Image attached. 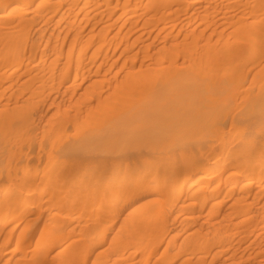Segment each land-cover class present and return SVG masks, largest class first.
<instances>
[{
    "label": "bare ground",
    "instance_id": "6f19581e",
    "mask_svg": "<svg viewBox=\"0 0 264 264\" xmlns=\"http://www.w3.org/2000/svg\"><path fill=\"white\" fill-rule=\"evenodd\" d=\"M240 1L242 6L229 12L228 21L225 22L222 20L225 13L232 8L231 0L224 12L221 9V0L207 5L203 4L204 0H0V68L6 67L7 63H27L26 70L35 62L43 68H46L49 62H52L54 67L64 63L63 74L67 77L73 65L74 74L78 75L87 67L88 62L156 60L170 63L168 67L175 78L173 81L156 87L152 90L151 97L125 109L122 112L124 114L120 115L121 123L115 124L107 135L99 134L94 138L89 136L81 141L75 140L64 150L70 152L81 149L87 146L84 144L112 135V141L119 145V152H122L128 161H136L145 153L159 154L177 139L192 142L197 136L203 135L202 138H206L205 145L198 146L197 152L192 151V157L187 160L181 173L174 170L171 177L166 178L156 173L154 185H150L147 175H140L126 179L120 188L116 184L111 186L115 192L120 193L121 198L130 194L132 189L138 190L133 199L151 193L170 194L171 197L164 201L173 200V204L185 201V204L189 200L188 206L194 210L196 207L206 206L203 199L207 196L215 198L223 194L222 202L213 204L214 208L217 205L223 207V204L235 199L240 201L232 203L227 208L230 211L215 218L207 229L202 225L198 226V220L189 214L180 223L181 230L185 231L186 235L168 237L162 234L156 244L161 249L162 242L167 241L161 251V256H166V264L181 259L186 263H193L194 257L206 261L211 254L219 256L226 250L233 252L232 255L241 253L242 257L255 250L259 254L264 253V235L258 233L262 231L264 234V203L243 202L249 195L264 192L263 189L253 188L254 184L264 183V156H254L256 162L249 172L238 174L237 178L232 179L224 177V171L238 166L240 157L244 158L241 163L251 159H246L244 151L236 144L229 148L226 156L215 158L218 149L223 151L229 142V139L225 138L216 139L224 133L226 122L232 127L242 124L244 128L240 134L244 136L255 118L264 116V90L248 96L249 108L239 114L227 115L221 101L210 92L228 87L236 80L234 73L227 78L226 83L222 79L202 82L188 72L190 66H196L198 69L190 71L203 75L202 69L209 66L213 59L219 58V55L212 56L209 48L203 44L209 29L229 26L233 28V32L242 31L246 36L264 33V0ZM143 7L144 13H136L138 10L141 12ZM150 10L152 14H149ZM218 13L220 15L217 18ZM171 15L180 22L169 20ZM250 16H253V19H250ZM177 27L180 28L178 34L184 32V40H188L184 48H174L172 44L164 47L163 53H160V48L157 47L159 40L173 42L176 38L174 30ZM191 41H194L198 53L194 54L192 51ZM226 55V59L234 63L239 53L233 51ZM180 58L183 60L178 64ZM184 65L188 66L187 70L180 67ZM7 70L8 68L3 75ZM23 87L32 92L37 89L27 86L26 82L22 84L21 88ZM204 91L209 92L207 96L203 95ZM208 96L212 98V106L203 103ZM222 115L223 121L213 122L214 118ZM215 124L219 125L214 126ZM262 129L256 133L254 139L245 140L246 150L252 147L264 148V127ZM234 137L236 136L230 138ZM183 152L185 153L184 149L181 153ZM202 162L211 163L213 167H204ZM130 163L127 162L128 165ZM259 168L263 174L256 176L255 170ZM19 169L18 167L7 171L9 182L15 183ZM25 173L26 176L14 188L13 193L21 191V187L24 189L31 185L35 176L43 175L42 171L37 169ZM169 180L173 182L171 186L168 184ZM190 184L194 188L182 193V189ZM210 185L211 189L206 190ZM237 190H243L246 194L237 196ZM37 191L43 192L45 188ZM13 193L8 195L9 203L12 202ZM166 203L163 202V205ZM157 206L159 203L154 202L153 207ZM253 208L257 210L254 211ZM169 212L170 210L166 214ZM159 213L161 211L155 215ZM237 217L240 219L235 222ZM145 218L143 210L137 209L130 220L122 225L121 231H116L112 224L105 233L96 234L87 232L75 235L65 226H59L57 231L46 236L41 251L52 243L53 246H58L55 254L57 261L54 264H77L79 261H86L96 247H101L102 250L94 264H109L108 260L113 255L116 257L114 262L128 264L125 258H122L125 252H130L127 258L145 251L151 254L160 253L159 247L154 250V240L149 237L156 235L163 226L148 230L146 223L152 222L156 216ZM5 226L6 222L0 221V230ZM258 234L263 236L260 241L257 239ZM26 239H29L28 236ZM234 241L236 243L233 245ZM89 249L92 251L88 252ZM21 255H25V249L21 250ZM44 260L40 257L34 264ZM6 264L17 263L8 261ZM24 264L32 263L27 261Z\"/></svg>",
    "mask_w": 264,
    "mask_h": 264
},
{
    "label": "rangeland",
    "instance_id": "374dc122",
    "mask_svg": "<svg viewBox=\"0 0 264 264\" xmlns=\"http://www.w3.org/2000/svg\"><path fill=\"white\" fill-rule=\"evenodd\" d=\"M215 1L204 0L203 4L207 5ZM221 1V9L224 12L229 0ZM231 2L232 8L225 13L222 21L227 22L228 13L242 6L240 0H231ZM144 11L143 7L141 12L138 10L136 13H144ZM149 14H152L151 10ZM219 15L218 13L217 18ZM249 18L253 19V16ZM172 19L180 22L174 15L169 18ZM178 30L179 27L174 30L176 38L173 42L159 40L157 47L160 48V53H163L164 47L172 44L174 48H184L188 40H184V32L178 34ZM233 31L229 26L209 29L203 44L209 48L211 55H219V58L213 59L209 66L202 69L203 75L193 74L190 71L194 68L198 69L196 66H190L188 70L192 77L202 82L222 79L227 83V78L234 73L236 80L228 87L210 92L221 101L227 115L239 114L249 108L248 96L264 90V33L246 36L242 31ZM193 42H190V46L195 54L198 52ZM233 51L239 53L234 63L226 59V54ZM218 59L220 61H217ZM182 60V58L178 59L177 63ZM13 65L7 63L6 67L0 68V221L6 222V226L0 230V264H6L8 261L17 264L29 261L34 264L40 257L45 260L39 264H54L57 261L55 254L58 246H53L51 243L43 251L41 248L46 236L57 231L59 226H65L75 235L87 232L105 233L112 224L116 231H121L122 225L130 220L134 210L137 209L143 210L145 219L156 216L152 222L146 223L148 230L163 226L156 235L149 237L154 240L152 247L156 251L159 247L156 243L160 241L162 234L168 237L186 235L180 226L181 220L186 215L191 214L198 220V226L202 225L207 229L215 218L220 217L223 212L230 211L227 208L232 203L240 202L235 199L223 204V207L217 205L214 208L213 204L222 202L223 194L215 198L207 196L203 199L206 206L196 207L194 210L188 206L189 200L185 204H183L185 201L175 204L173 200L164 201L171 197L170 194L151 193L133 199L138 190L132 189L130 194L121 198L120 193L112 189V184L120 188L126 179L140 175H147L150 185H154L156 173L163 178L171 177L174 170L181 173L187 160L191 159L192 151L197 152V147L207 141L206 138H202L203 135L197 136L192 142L177 139L159 154L145 153L136 161L133 159L128 161L129 159L127 160L122 152H119L120 148H117L119 145L112 141V135L84 144L87 146L81 149L64 151L75 140L81 141L89 136L94 138L99 134L107 135L115 124L121 123L120 115L124 114L122 112L125 109L151 97L152 90L156 87H162L165 83L173 81L175 78L168 67L170 65L168 61L88 62L87 67L78 75L74 74L75 65H73L67 77L63 74L64 63L54 67L53 63L49 62L48 68H43L35 62L28 70H26L27 63ZM180 67L182 70L188 68L186 65ZM7 68V72L3 75ZM25 82L33 89L37 88L36 91L32 92L26 87L21 88ZM208 93L204 91L203 95L207 96ZM211 101L212 98L208 96L203 103L212 106ZM223 117V115L216 117L213 122L223 121ZM227 120L228 118L224 123ZM216 125L219 124L214 126ZM263 127L264 116L256 117L247 129L248 133L241 136L240 132L244 128L242 124L232 127L226 122L224 133L216 139L225 138L229 139V142L223 151L218 149L215 158L226 156L229 148L236 144L242 148L246 159L251 160L241 163L244 158L240 157V164L224 171V177L232 179L237 178L238 174L248 173L256 162L253 157L264 156V148L252 147L246 150L244 146L245 140L254 139L256 133ZM233 136L236 137L230 138ZM217 147L219 148L218 145ZM182 149L185 153H181ZM127 162H131L130 165ZM202 166L213 167L207 162H202ZM18 167L20 169L15 183L9 182L7 171ZM35 169L42 171L43 175L35 176L31 185L24 189L21 187V191L13 193L14 188L26 176L25 172ZM255 171L256 176L263 174L260 168ZM168 184L171 186L173 182L169 180ZM42 188H45V191H37ZM193 188L190 184L182 189V193ZM253 188L264 190V183L254 184ZM208 189H211V185L206 190ZM11 193L14 196L9 203L8 195ZM245 194L243 190L236 191L237 196ZM24 199L26 200L22 203ZM154 202H158L159 206L154 208ZM163 202H167L166 206ZM243 202L263 204L264 192L254 196L249 195ZM168 210L170 212L166 214ZM159 211L161 213L155 215ZM240 217L234 221H239ZM62 221L64 223H61ZM258 233L264 235L262 231ZM27 236L30 241L26 239ZM257 239L260 241L263 236L258 234ZM166 242H162L161 249L159 247L160 253L151 254L145 251L127 258L130 252H125L122 258H125L128 264L131 262L166 264V256H161ZM235 243L236 241L233 245ZM22 249H25V255H21ZM224 249L226 250L227 247ZM100 250L101 247H96L93 251L89 249L88 252H92L88 259L77 264H94ZM229 251L226 250L219 256L211 254L206 261L194 257L193 263H186L181 259L171 264H264V253L259 254L256 250L245 254L244 257L241 253L232 255L233 252ZM115 259L114 255L111 256L108 263L118 264L114 262Z\"/></svg>",
    "mask_w": 264,
    "mask_h": 264
}]
</instances>
